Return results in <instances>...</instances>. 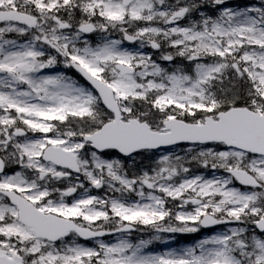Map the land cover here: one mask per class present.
<instances>
[{
  "label": "snow or ice",
  "instance_id": "obj_1",
  "mask_svg": "<svg viewBox=\"0 0 264 264\" xmlns=\"http://www.w3.org/2000/svg\"><path fill=\"white\" fill-rule=\"evenodd\" d=\"M0 264H264V0H0Z\"/></svg>",
  "mask_w": 264,
  "mask_h": 264
},
{
  "label": "rangeland",
  "instance_id": "obj_2",
  "mask_svg": "<svg viewBox=\"0 0 264 264\" xmlns=\"http://www.w3.org/2000/svg\"><path fill=\"white\" fill-rule=\"evenodd\" d=\"M177 152H180V150H175ZM161 154V153H160ZM159 155V154H158ZM158 155H157V158H158ZM140 160V158H138V161ZM147 160L149 163L146 164L145 167L149 166V165H152L154 164L155 160H148V159H145ZM130 166H131V162H129ZM224 230V226L220 231H223ZM145 235L144 236H134V238L132 239L133 241L143 237L145 239L149 238L152 233L149 232V231H145ZM201 232V231H200ZM218 230H216V232H214L213 234L217 233ZM198 233H194V234H179V233H176V234H169V233H165V234H161L164 239L162 241H158V242H154L149 248H154L155 249V252L153 253H160V252H163V251H166L170 248H179V247H185V246H190L192 245L193 243H195L198 239H201L205 236H208V235H212V234H208V235H197ZM142 235V234H140ZM183 235H191V236H194L195 235V238H193V240H195L194 242H192L191 244H187V245H184L183 242H180V238H177L179 236H183ZM117 239V238H116ZM116 239H112V241H109V242H115ZM108 242V241H106Z\"/></svg>",
  "mask_w": 264,
  "mask_h": 264
}]
</instances>
